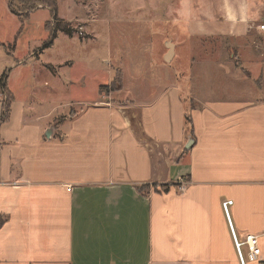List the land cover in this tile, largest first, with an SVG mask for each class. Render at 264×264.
Returning a JSON list of instances; mask_svg holds the SVG:
<instances>
[{
    "label": "crops",
    "instance_id": "1",
    "mask_svg": "<svg viewBox=\"0 0 264 264\" xmlns=\"http://www.w3.org/2000/svg\"><path fill=\"white\" fill-rule=\"evenodd\" d=\"M210 1L189 37L216 43L218 58L191 52L192 76L162 74L144 99L124 76V102H103L99 84L60 120L58 107L37 109L35 90L14 94L5 69L0 264H241L227 201L237 239L257 237L264 262V0ZM4 101L0 87V116Z\"/></svg>",
    "mask_w": 264,
    "mask_h": 264
},
{
    "label": "rangeland",
    "instance_id": "2",
    "mask_svg": "<svg viewBox=\"0 0 264 264\" xmlns=\"http://www.w3.org/2000/svg\"><path fill=\"white\" fill-rule=\"evenodd\" d=\"M16 6L23 8L22 4ZM208 6L210 0H58L59 17L79 33L73 37L59 33L53 46L45 49L50 38L46 28L52 19L50 10L39 8L22 20L8 11L6 0H0V41L14 42L17 36L15 51L8 54L0 48V76L6 68L10 70L11 91L19 96L35 90L37 109L48 114L58 107L53 114L60 120L80 111L79 101L96 95L99 84L109 85V91L102 93L103 102L109 98L124 102L125 95L119 93L124 76L126 86L144 99L150 88L160 84L162 74L180 70L192 76L191 52L197 61L218 58L216 43L189 37L191 21L204 20L202 14ZM169 43L182 45L178 50L181 58L173 66V61L164 63ZM18 61L25 65L15 68ZM70 62L73 65L67 66ZM200 71L199 64L195 73L200 75ZM116 75L121 90L114 83ZM199 80L205 82L206 74ZM72 101L75 105L68 107Z\"/></svg>",
    "mask_w": 264,
    "mask_h": 264
},
{
    "label": "trees",
    "instance_id": "3",
    "mask_svg": "<svg viewBox=\"0 0 264 264\" xmlns=\"http://www.w3.org/2000/svg\"><path fill=\"white\" fill-rule=\"evenodd\" d=\"M16 4L18 6L22 4L23 8L18 9ZM39 6H42L43 8H48L51 12L52 19L50 23L48 22L46 27L50 32V38L44 45V48H50L53 46L55 40L58 37L59 33H64L70 37H73L77 31L75 29H72L70 27V23L65 22L59 18L58 15V0H11L10 3V10L13 14L18 16L20 19L25 20L30 17V15L35 11L39 9ZM51 26V28H50ZM38 55L36 54L35 57ZM48 69H52V67L47 66ZM118 79V80H117ZM7 80H8V71H6L3 76L0 78V87L3 91V94L5 96L4 101V111L2 115L0 116V124H3L8 121L9 115L11 112V103H12V97L10 94V91L7 87ZM114 83H118V88L120 89V82L119 78L117 77ZM109 91L108 86L107 87H101V92ZM72 116V115H71ZM187 122L191 123L190 116H187ZM170 185H154L153 188L158 191L161 189L163 192H169ZM146 188H150V186H144L141 187V190H144ZM5 223V217L3 215H0V228Z\"/></svg>",
    "mask_w": 264,
    "mask_h": 264
},
{
    "label": "built area",
    "instance_id": "4",
    "mask_svg": "<svg viewBox=\"0 0 264 264\" xmlns=\"http://www.w3.org/2000/svg\"><path fill=\"white\" fill-rule=\"evenodd\" d=\"M39 8L41 9L43 7L39 6ZM258 29L264 33V25L259 26ZM77 32H78V30H77ZM232 205H233V201H227L223 204V209L225 211L227 220H228L230 228H231V233L233 236L235 246H236L237 251H238L240 263L241 264H247V262H257L260 264H264V262L261 261V254L262 253H261V249L259 247V241H258L257 237L248 236L245 243H241L237 239V236H236V233L234 231L233 224H232V221L230 218V214H229V209ZM245 244L248 246V250H249L247 257L243 253V247Z\"/></svg>",
    "mask_w": 264,
    "mask_h": 264
},
{
    "label": "water",
    "instance_id": "5",
    "mask_svg": "<svg viewBox=\"0 0 264 264\" xmlns=\"http://www.w3.org/2000/svg\"><path fill=\"white\" fill-rule=\"evenodd\" d=\"M173 55H174V45L169 43V52L167 53V55L165 57V61L167 63H170L171 60L173 59Z\"/></svg>",
    "mask_w": 264,
    "mask_h": 264
}]
</instances>
